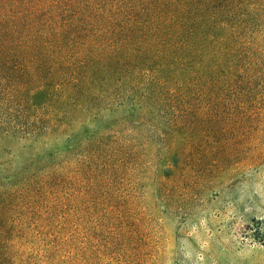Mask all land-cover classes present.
<instances>
[{
    "label": "trees",
    "instance_id": "trees-1",
    "mask_svg": "<svg viewBox=\"0 0 264 264\" xmlns=\"http://www.w3.org/2000/svg\"><path fill=\"white\" fill-rule=\"evenodd\" d=\"M250 15L264 23V0H0V138L62 140L0 177V264H141L150 233L129 183L155 143L174 180L182 130L211 106L261 156L264 91L235 59ZM225 46L240 84L222 83Z\"/></svg>",
    "mask_w": 264,
    "mask_h": 264
},
{
    "label": "rangeland",
    "instance_id": "rangeland-1",
    "mask_svg": "<svg viewBox=\"0 0 264 264\" xmlns=\"http://www.w3.org/2000/svg\"><path fill=\"white\" fill-rule=\"evenodd\" d=\"M255 18L250 15L236 26L235 34L248 36L249 45L242 38L235 59L238 65L245 58L252 61L249 75L259 93L264 91V23ZM223 51L222 83L240 84L243 79L227 73L232 53L226 46ZM226 89L228 99L236 90ZM208 110L211 121L192 122L182 130L191 137L179 143L185 155L172 156L178 166L174 180H161V168L171 162L162 144L155 143L148 159L152 169L139 170L129 183L145 208L144 225L150 233L141 264H264V153L257 155L261 142L237 136V128L216 119L221 113L225 118L226 110ZM95 127L87 125L80 132L87 134ZM61 142L41 139L22 146L0 138V177L42 162V156L62 148Z\"/></svg>",
    "mask_w": 264,
    "mask_h": 264
}]
</instances>
